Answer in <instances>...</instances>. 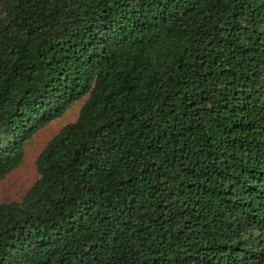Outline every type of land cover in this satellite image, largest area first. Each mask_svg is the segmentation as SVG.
<instances>
[{"label":"trees","instance_id":"trees-1","mask_svg":"<svg viewBox=\"0 0 264 264\" xmlns=\"http://www.w3.org/2000/svg\"><path fill=\"white\" fill-rule=\"evenodd\" d=\"M0 264H264V0H0Z\"/></svg>","mask_w":264,"mask_h":264},{"label":"rangeland","instance_id":"rangeland-1","mask_svg":"<svg viewBox=\"0 0 264 264\" xmlns=\"http://www.w3.org/2000/svg\"><path fill=\"white\" fill-rule=\"evenodd\" d=\"M80 108V103L74 104L66 113L42 130L37 138L30 144L23 163L5 178L0 180V199L13 201L18 199L36 178L34 157L40 148L49 140L65 123L73 121Z\"/></svg>","mask_w":264,"mask_h":264}]
</instances>
